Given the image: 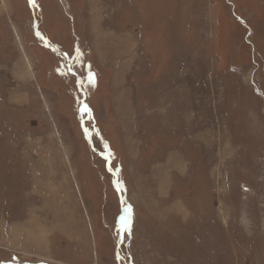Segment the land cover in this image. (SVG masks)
Returning <instances> with one entry per match:
<instances>
[{"label":"rangeland","instance_id":"obj_1","mask_svg":"<svg viewBox=\"0 0 264 264\" xmlns=\"http://www.w3.org/2000/svg\"><path fill=\"white\" fill-rule=\"evenodd\" d=\"M0 264H264V0H0Z\"/></svg>","mask_w":264,"mask_h":264},{"label":"bare ground","instance_id":"obj_2","mask_svg":"<svg viewBox=\"0 0 264 264\" xmlns=\"http://www.w3.org/2000/svg\"><path fill=\"white\" fill-rule=\"evenodd\" d=\"M97 44V49H98V51H100V53L102 52L103 53V51H104V47L102 46V43H96ZM40 169V168H39ZM40 178V177H39ZM38 181H39V179H38ZM49 189V192L50 193H52V191H51V188H48Z\"/></svg>","mask_w":264,"mask_h":264},{"label":"crops","instance_id":"obj_3","mask_svg":"<svg viewBox=\"0 0 264 264\" xmlns=\"http://www.w3.org/2000/svg\"><path fill=\"white\" fill-rule=\"evenodd\" d=\"M91 24V23H90Z\"/></svg>","mask_w":264,"mask_h":264}]
</instances>
